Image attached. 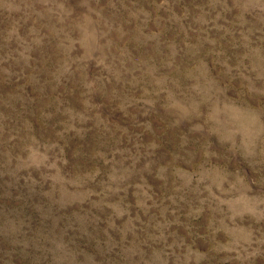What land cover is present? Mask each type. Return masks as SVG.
<instances>
[{
  "label": "rangeland",
  "instance_id": "obj_1",
  "mask_svg": "<svg viewBox=\"0 0 264 264\" xmlns=\"http://www.w3.org/2000/svg\"><path fill=\"white\" fill-rule=\"evenodd\" d=\"M0 264H264V0H0Z\"/></svg>",
  "mask_w": 264,
  "mask_h": 264
}]
</instances>
